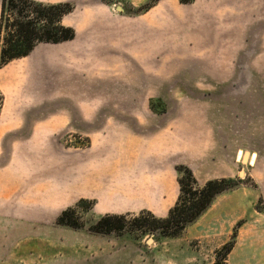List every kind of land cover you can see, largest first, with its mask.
I'll return each instance as SVG.
<instances>
[{
  "label": "crops",
  "instance_id": "obj_1",
  "mask_svg": "<svg viewBox=\"0 0 264 264\" xmlns=\"http://www.w3.org/2000/svg\"><path fill=\"white\" fill-rule=\"evenodd\" d=\"M63 2L73 6L62 25L74 39L38 44L0 68V259L22 233L37 238L33 231L53 229L81 200L109 214L165 211L178 166L232 179L248 153L264 180V0H158L136 19L104 0L53 5ZM1 14L0 1V22ZM182 27L187 50L176 45ZM165 40L205 69L203 118L166 123L149 111L148 73L136 79L138 93L117 92V83L132 90L124 72L133 57L163 54ZM69 133L91 146H65ZM149 186L155 208L144 204Z\"/></svg>",
  "mask_w": 264,
  "mask_h": 264
},
{
  "label": "rangeland",
  "instance_id": "obj_2",
  "mask_svg": "<svg viewBox=\"0 0 264 264\" xmlns=\"http://www.w3.org/2000/svg\"><path fill=\"white\" fill-rule=\"evenodd\" d=\"M57 1L9 0L2 12L3 16L1 14L2 37L7 34L9 26L20 12L29 15L31 9L28 4L53 5ZM190 1L180 0L185 5ZM104 2L117 16L136 19L149 12L158 0ZM64 3L68 2L58 4ZM172 33L175 35L176 31ZM166 42H163V54L150 53L143 60L133 57L132 71L124 72L127 84L133 80L132 90L117 83V92L138 93L141 88L136 79L140 78V73L143 78L148 73L147 92L150 97L153 96L149 101V111L162 115L166 123L189 120L190 114L203 118L205 69L195 64L194 60L192 62L188 53L172 52L173 46ZM189 44L186 29L182 27L181 34L176 37V45L187 50ZM141 64L146 69L138 71L135 67L140 69ZM0 99L3 105L1 93ZM184 125L182 127L186 130H192L191 127L187 128V124ZM62 142L73 149H87L91 146L90 138L82 133H69L63 137ZM176 169L165 195L168 204L166 210L150 213L156 219L166 218L178 203L180 182L182 178L186 179V175L179 171V166ZM259 169L262 167L259 166ZM255 171L257 173L248 164L240 163L239 174L232 178L236 187L218 195L202 216L176 236L167 237L161 231L141 228V225L153 222L148 214H142L145 212L103 213L94 208V202L81 200L70 207L73 212L71 222L78 225V228L57 224L50 230L33 231L32 234L35 233L37 237L35 239L31 234L29 238H24L25 234L22 233L20 243L10 246L12 254L6 255V259H0V264H264V180L260 176L262 171L259 172L258 168ZM191 173L197 182L189 187L193 191L201 190L210 181L201 170H191ZM157 183L159 181H149L152 186H157ZM152 186L144 192L143 198L144 204H152L155 208L160 200L154 196L156 192L151 190L154 188ZM135 207H139V204ZM108 215L124 216V230L109 234L92 232L91 227ZM10 256L14 258H8Z\"/></svg>",
  "mask_w": 264,
  "mask_h": 264
},
{
  "label": "trees",
  "instance_id": "obj_3",
  "mask_svg": "<svg viewBox=\"0 0 264 264\" xmlns=\"http://www.w3.org/2000/svg\"><path fill=\"white\" fill-rule=\"evenodd\" d=\"M8 4L9 0H3L2 12ZM28 6L31 9L29 15L25 16L20 12L4 37H2V23H0V67L13 60L28 56L38 44H58L71 41L75 37V31L72 28L61 24L62 19L73 11L71 4H28ZM1 106L2 99H0V108ZM181 172L186 175V179L182 178L180 182L181 194L177 205L164 219H156L148 212L142 213L152 217L153 222L152 224H143L140 226L141 228H147L148 231H161L167 237L176 236L186 226L202 216L218 195L236 187L232 179H221L209 181L201 190L193 191L189 187L197 182L191 171L182 168ZM72 213V209L64 212L58 220V225L78 228V225L71 222ZM123 222L124 216L108 215L92 226L91 231L97 234L120 232L125 228Z\"/></svg>",
  "mask_w": 264,
  "mask_h": 264
},
{
  "label": "bare ground",
  "instance_id": "obj_4",
  "mask_svg": "<svg viewBox=\"0 0 264 264\" xmlns=\"http://www.w3.org/2000/svg\"><path fill=\"white\" fill-rule=\"evenodd\" d=\"M248 155H249L248 153H245V154H244V157H243V160H242L244 163H247V161H248L247 159H248V157H249ZM253 157H254V156H253ZM251 161H252V160H251Z\"/></svg>",
  "mask_w": 264,
  "mask_h": 264
}]
</instances>
